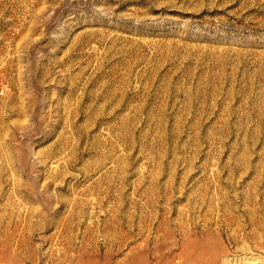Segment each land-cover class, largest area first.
Instances as JSON below:
<instances>
[{
    "label": "rangeland",
    "instance_id": "374dc122",
    "mask_svg": "<svg viewBox=\"0 0 264 264\" xmlns=\"http://www.w3.org/2000/svg\"><path fill=\"white\" fill-rule=\"evenodd\" d=\"M0 264H264V0H0Z\"/></svg>",
    "mask_w": 264,
    "mask_h": 264
}]
</instances>
